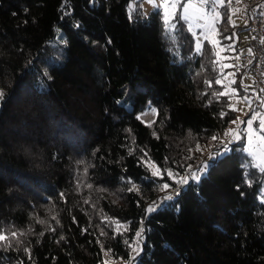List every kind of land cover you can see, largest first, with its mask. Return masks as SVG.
<instances>
[{"label":"trees","instance_id":"obj_1","mask_svg":"<svg viewBox=\"0 0 264 264\" xmlns=\"http://www.w3.org/2000/svg\"><path fill=\"white\" fill-rule=\"evenodd\" d=\"M131 1L0 0V264L127 262L138 233L132 264H264V170L247 166L246 118L229 152L153 208L165 172L189 171L242 115L226 72L248 104L239 58L235 75L224 65L248 21L220 7V58L196 49L179 8L169 35L160 9L129 13Z\"/></svg>","mask_w":264,"mask_h":264},{"label":"rangeland","instance_id":"obj_2","mask_svg":"<svg viewBox=\"0 0 264 264\" xmlns=\"http://www.w3.org/2000/svg\"><path fill=\"white\" fill-rule=\"evenodd\" d=\"M162 3H163V0H152L151 3L149 2V0H132L128 5V12L130 13L131 11H133V9H135L136 6L139 9H142L144 14H147L149 11L154 10V9H160L161 18H162V27L164 28V30L167 33H169L166 30L165 24H164V9L162 7H159V5H161ZM187 3H189V0H179L177 8H179L180 16L185 14V10L183 8V5L187 4ZM191 3L194 4L195 7L188 10L187 15L189 18L187 20H184V19H182V20L184 22H186L187 29L194 36L196 49H198L197 45H199L201 47V45L204 41L212 43L218 51V57L222 58L223 57V54H222L223 47L221 49V46L219 45V43L213 42V41L218 42V40L216 37V32L214 33L212 31V29L215 28V30H216V23L217 22L214 20L216 13L220 14V10H219L220 7L221 6L224 7L226 5V3L224 2V4H220L219 0H215V2H213V0H209L208 3H202L201 0H191ZM177 8L174 11H176ZM173 17L174 16H172L170 18V24L171 25H174L173 24ZM231 20L234 21L235 25H238V26H243L246 23V19L243 17L241 10H239V11L232 10ZM173 29H174V27L171 29V32L173 31ZM240 36L245 38L246 32L242 31ZM58 40L60 42H64L63 38H58ZM238 58H239V56L236 53L234 62H229V61L224 62L225 66H231L232 67L231 68L232 69L231 70L232 75H235V70H234L235 66H236L235 62H237ZM247 76H248V74H245V78H248ZM222 83L224 85L225 92H227L231 96V102L233 104H235L236 88L234 89V87L232 85L233 82H231V79L228 77L227 72L222 77ZM237 93H238V91H237ZM236 96H238V95H236ZM232 107H235V106H232ZM259 108H260V106L258 107V109ZM239 110L237 109V111H239ZM246 112H247V109L245 108V112H244V114L241 115L240 118H239L240 113L237 115L236 119L227 127L225 133L221 134L219 139L215 142L216 145L211 146L210 148H207L205 150L204 154L201 156V158L194 165V167H192L189 171L185 172L184 174H182L180 176H176L170 171L165 172L173 182H171V184H167V185H169V187L167 189L163 190L164 195L160 198V200L157 201V203L155 205H153V208H158L159 206H161V203L168 200V199H165V197H167V196L173 197L179 192L181 187L184 185V184H180L178 182L181 178L191 177L192 173H196L197 175H200V178H201V176H203L206 172L201 174L198 170L200 168H202L205 163L211 164L212 160H214L215 158H218V157L224 155L225 153L229 152V150H230L229 144L234 142L237 138L234 139L233 135H226V133H229V131L232 132L234 130V127L237 124V121L243 122V120L245 119V117L247 115ZM138 116L143 122L149 123L155 117V110L150 108V107H147L145 109V111L140 113ZM262 117H264V114L262 115ZM258 121H259V119H258ZM246 122H247V119H246ZM257 125H258V123L255 124V126L252 123L253 131L256 132V134L258 136H264V133L260 131V128L256 127ZM243 129L245 131L244 132L245 133V135H244V137H245L244 152L248 156L247 166L251 165L252 167H255L258 170L262 171L264 169L256 166L257 161L254 159L253 155H251L248 151V148H249L248 123L246 124L245 128H244V126L242 127V130ZM235 132H236L235 136L240 137L239 131H235ZM255 143H256L255 140H253V144H255ZM209 145H211V144H209ZM210 156L212 157L211 160L209 159ZM146 164L148 165L149 169L153 173L158 171L157 176L162 175V172L155 166V164H153L149 161H147ZM170 173H171V175H169ZM189 180H191V179H189ZM193 181H195V180H193ZM195 182H197V181H195ZM261 192H262V194H264V182H263V187L261 188ZM141 240H142V235L137 234L135 239H134V242L132 244L131 257H130L129 261L125 262L121 259H113L112 257H110L108 255L107 252H104V261L109 262V264H132L133 258L141 250L140 249L141 248L140 247ZM105 253H107V255H105Z\"/></svg>","mask_w":264,"mask_h":264},{"label":"built area","instance_id":"obj_3","mask_svg":"<svg viewBox=\"0 0 264 264\" xmlns=\"http://www.w3.org/2000/svg\"><path fill=\"white\" fill-rule=\"evenodd\" d=\"M228 4L232 10L241 8L248 21L246 36L238 40L237 47L240 49V68L249 78L243 87L249 104L248 113H252L262 104L261 91H264V0H240L239 3L231 0Z\"/></svg>","mask_w":264,"mask_h":264},{"label":"snow or ice","instance_id":"obj_4","mask_svg":"<svg viewBox=\"0 0 264 264\" xmlns=\"http://www.w3.org/2000/svg\"><path fill=\"white\" fill-rule=\"evenodd\" d=\"M149 2L151 3L152 0H149ZM202 3H208L209 0H201ZM213 2H215V0H213ZM225 0H219L220 4H224ZM237 3L240 2V0H236ZM179 3V0H163V3L161 5H159V7H162L164 9V24H165V28L166 30L169 32V34H171V29L174 27V25L170 24V18L172 16H174L175 13V9L177 8ZM228 3H231V0H228ZM195 5L191 3V0H189V3L184 4L183 8L185 10V14L181 15V19L187 20L189 17L187 15V12L189 9L194 8ZM235 11H239V9H236ZM220 19V14L216 13L214 20L216 22H219ZM229 21L233 24V26H235V22L231 20V17H229ZM212 31L215 33L216 30L215 28L212 29ZM174 38V37H173ZM228 38V37H226ZM214 43H218L216 41H213ZM199 45H197V48L199 49ZM249 52L251 53V50H249ZM217 83H219V81H216ZM219 95H226V93H219ZM4 98V92L2 90H0V100H3ZM247 99V98H245ZM235 110V109H233ZM257 118H259V123H260V131L264 132V117H260L259 113H255L252 117V119L248 120V134H249V148L248 151L251 155H253L254 159L257 161L256 166L257 167H261L262 169H264V136H258L256 134V132L253 131L252 129V123L253 120H256ZM226 135H233L234 139L238 138L236 137L231 131H229V133H226ZM213 139H216V137H213ZM253 140H255V144H253ZM210 160L212 159V157L210 156L209 158ZM211 167L210 164L205 163L204 166L202 168H200L198 171L203 174L204 172H206V170ZM157 172H154L153 175H157ZM171 175V173L169 174ZM189 179L191 180H195V181H199L200 179V175H197L196 173H192L191 177H183L181 178L178 182L180 184H187L189 182ZM169 187V185L165 184L163 186L164 189H167ZM171 196H167L165 197V199H171ZM153 209L150 207L148 209V211H152ZM103 234V233H102ZM13 236H15V233H12ZM139 235V233H138ZM7 237L0 234V241H4L6 240ZM105 255H107V253H105ZM105 264H109V262L105 261Z\"/></svg>","mask_w":264,"mask_h":264},{"label":"crops","instance_id":"obj_5","mask_svg":"<svg viewBox=\"0 0 264 264\" xmlns=\"http://www.w3.org/2000/svg\"><path fill=\"white\" fill-rule=\"evenodd\" d=\"M225 3H228V0H225ZM241 38H243V37H241ZM243 81H244V82H247L248 79L245 78V76H244V77H243ZM232 106H235L236 108L240 109L241 112H242V114H244V112H245V108L247 109L248 104H247L246 102H243V101L241 100V97L238 95V96L235 97V104L232 103ZM255 113H259V110H255V111H254L252 114H250V115H248L247 112H246L247 115H246L245 118L247 119V121L250 120V119H252V117H253V115H254ZM240 117H241V116H240ZM261 117H262V116H261Z\"/></svg>","mask_w":264,"mask_h":264}]
</instances>
